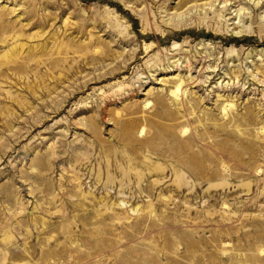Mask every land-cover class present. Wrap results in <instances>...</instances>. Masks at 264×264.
I'll list each match as a JSON object with an SVG mask.
<instances>
[{"label": "rangeland", "instance_id": "374dc122", "mask_svg": "<svg viewBox=\"0 0 264 264\" xmlns=\"http://www.w3.org/2000/svg\"><path fill=\"white\" fill-rule=\"evenodd\" d=\"M0 264H264V0H0Z\"/></svg>", "mask_w": 264, "mask_h": 264}, {"label": "bare ground", "instance_id": "6f19581e", "mask_svg": "<svg viewBox=\"0 0 264 264\" xmlns=\"http://www.w3.org/2000/svg\"><path fill=\"white\" fill-rule=\"evenodd\" d=\"M224 1V3H226V2H228V0H223ZM236 17H237V15H236ZM178 92V91H177Z\"/></svg>", "mask_w": 264, "mask_h": 264}]
</instances>
